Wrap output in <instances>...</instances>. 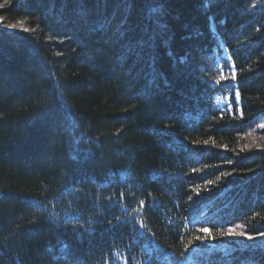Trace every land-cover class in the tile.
<instances>
[{"label":"trees","instance_id":"obj_1","mask_svg":"<svg viewBox=\"0 0 264 264\" xmlns=\"http://www.w3.org/2000/svg\"><path fill=\"white\" fill-rule=\"evenodd\" d=\"M263 115L264 0H0V264H264Z\"/></svg>","mask_w":264,"mask_h":264},{"label":"rangeland","instance_id":"obj_2","mask_svg":"<svg viewBox=\"0 0 264 264\" xmlns=\"http://www.w3.org/2000/svg\"><path fill=\"white\" fill-rule=\"evenodd\" d=\"M221 51H222L221 54L217 55V64L219 65V67H220V59L227 58L223 48L221 49ZM214 104L221 112L232 114L230 96L227 92L226 93L219 92L217 95H215ZM263 129H264V115L258 119L256 124H253V126L246 129L242 137L246 150L248 151L258 150L260 152H264ZM208 184L211 185L212 183L208 182ZM210 185H208L207 187H209ZM201 209L202 208L197 209L195 211L194 216H197L196 220H202V218L206 214L205 213L206 209L205 210L204 209L201 210ZM209 224L219 225V227H217V232L219 233L223 232L224 233L223 235L227 237V241L225 240L221 241L224 244L223 246H221L222 248H218V244L212 246V249L215 252L227 253L229 251L228 245L231 244L232 247L234 248L250 250V251H258L264 253V232L250 234L249 231L247 230V227L235 226L233 228L235 230V234H228L229 227H227L223 223V221L219 219L218 216H214L211 220H209ZM240 233H243V235H240ZM249 237H251V239H249ZM229 240H232L233 243H231V241ZM239 264H253V262L249 260H242Z\"/></svg>","mask_w":264,"mask_h":264},{"label":"snow or ice","instance_id":"obj_3","mask_svg":"<svg viewBox=\"0 0 264 264\" xmlns=\"http://www.w3.org/2000/svg\"><path fill=\"white\" fill-rule=\"evenodd\" d=\"M209 183H212L211 181H209ZM203 232L208 233L209 235H211V233L209 232V229L204 228L202 229ZM224 233L222 232L221 235H223ZM228 234H235V230L233 228H229L228 229ZM240 235H243V233H240ZM249 239H251V237H249Z\"/></svg>","mask_w":264,"mask_h":264}]
</instances>
